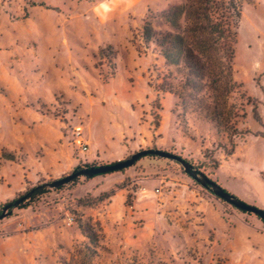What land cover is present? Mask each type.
<instances>
[{
	"label": "rangeland",
	"instance_id": "1",
	"mask_svg": "<svg viewBox=\"0 0 264 264\" xmlns=\"http://www.w3.org/2000/svg\"><path fill=\"white\" fill-rule=\"evenodd\" d=\"M100 1L0 0V204L48 189L0 220V264H262L233 244L239 220L260 219L200 187L181 161L223 179L217 167L233 151L264 144V0L242 2L229 92L192 74L182 83L164 49L145 41L144 30H179L156 14L180 0H138L105 22L90 10ZM78 125L94 138L86 151ZM148 148L180 160L145 155L49 183ZM238 161V173L264 176V151Z\"/></svg>",
	"mask_w": 264,
	"mask_h": 264
},
{
	"label": "trees",
	"instance_id": "2",
	"mask_svg": "<svg viewBox=\"0 0 264 264\" xmlns=\"http://www.w3.org/2000/svg\"><path fill=\"white\" fill-rule=\"evenodd\" d=\"M242 2L244 0H180L179 3L170 6L167 10L156 14L158 18L170 19L179 30L175 32L156 30L152 33L144 30L143 37L148 44L158 45L164 49L161 52L162 57L165 61L176 64L182 83H187L188 77L192 74L202 79V82L207 78V85L217 84L216 88L222 87L224 92H229L233 89L234 84L232 61ZM179 16L183 17L182 22L179 21ZM192 105L197 107L196 103H192ZM210 113L213 116L215 112ZM219 123L221 122L219 121ZM185 163L189 172L186 169L185 171L200 187L214 193L233 208L243 213H251L236 206L235 203L247 202L222 186L217 180L212 179L201 160L196 162L185 160ZM104 165L106 164L81 163L75 166L70 174L49 183L52 188L58 189L68 183H75L80 178L86 181L96 175L116 172H88L90 169ZM215 187L221 190L225 197L216 194ZM47 192L46 184L35 185L10 202L0 204V220L10 215L13 209L32 207L35 201ZM254 215L264 222L257 214Z\"/></svg>",
	"mask_w": 264,
	"mask_h": 264
},
{
	"label": "crops",
	"instance_id": "3",
	"mask_svg": "<svg viewBox=\"0 0 264 264\" xmlns=\"http://www.w3.org/2000/svg\"><path fill=\"white\" fill-rule=\"evenodd\" d=\"M138 0H101L100 2L94 3L90 10H92L93 15L97 17L99 21H107L117 17L122 12L129 10V8L133 7ZM84 132V131H83ZM88 141V145L90 142L94 141V138L85 134ZM261 152L264 151V144L261 142H255L248 145H244L235 151L228 157V159L219 164L217 170L219 168V172L224 169L223 178L219 176L217 181L227 188L229 191L235 193L237 196L242 198L243 200L255 204L260 208L264 209V176L261 177L259 174H255L254 176H248L247 174H242L237 172V166H239L238 159L244 155V153L250 154V151ZM235 157H237L235 159ZM121 159H118L119 161ZM116 162V161H115ZM259 171L264 172V168H259ZM240 181H242V185L235 184L234 180L231 177H240ZM245 189L248 191H245ZM245 198V199H244ZM257 239L253 243L254 245L248 246L246 243ZM233 244L237 250L242 252L244 255L255 254V256H250L252 258L257 259L264 264V224L261 220H239L234 229H233Z\"/></svg>",
	"mask_w": 264,
	"mask_h": 264
},
{
	"label": "water",
	"instance_id": "4",
	"mask_svg": "<svg viewBox=\"0 0 264 264\" xmlns=\"http://www.w3.org/2000/svg\"><path fill=\"white\" fill-rule=\"evenodd\" d=\"M147 154H155V155H160L162 157H167V158H171V159H176V160H180L179 157H177L176 155L172 154L171 152L165 151V150H161V149H157V148H148V149H143V150H139L135 153H133L130 157L123 159V160H119L113 163H109L106 164L102 167L96 168V169H90L88 170L89 173H102V172H110V171H118V170H122L124 168H127L131 165L134 164V162L137 160V158H139L140 156H145ZM181 163L184 165L186 171L189 172L188 170V166L185 163V160H182ZM215 193L225 197V194L221 191L218 190L215 187ZM237 207H239L240 209H243L245 211H249L251 213L257 214L262 220H264V210L254 206L252 204H248V203H235Z\"/></svg>",
	"mask_w": 264,
	"mask_h": 264
},
{
	"label": "built area",
	"instance_id": "5",
	"mask_svg": "<svg viewBox=\"0 0 264 264\" xmlns=\"http://www.w3.org/2000/svg\"><path fill=\"white\" fill-rule=\"evenodd\" d=\"M84 129L82 125L74 126L73 127V137L75 143L81 148V150L86 151L88 146V141L84 136ZM73 220L72 217L68 219V223H71Z\"/></svg>",
	"mask_w": 264,
	"mask_h": 264
}]
</instances>
